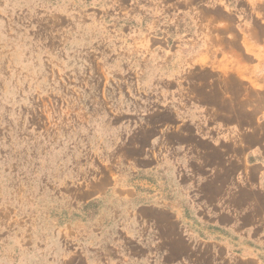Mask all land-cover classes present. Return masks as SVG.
Instances as JSON below:
<instances>
[{
  "label": "rangeland",
  "instance_id": "1",
  "mask_svg": "<svg viewBox=\"0 0 264 264\" xmlns=\"http://www.w3.org/2000/svg\"><path fill=\"white\" fill-rule=\"evenodd\" d=\"M263 65L264 0H0V264L151 262L174 179L261 161Z\"/></svg>",
  "mask_w": 264,
  "mask_h": 264
},
{
  "label": "crops",
  "instance_id": "2",
  "mask_svg": "<svg viewBox=\"0 0 264 264\" xmlns=\"http://www.w3.org/2000/svg\"><path fill=\"white\" fill-rule=\"evenodd\" d=\"M262 142L246 147V149L251 147L249 156H259L261 161L241 164L224 161L218 168H214V175L227 172V178L223 182L210 176L205 180L195 179L192 184L174 179L177 195L186 198V193L189 192L190 199L198 204L194 212L198 219L197 223L189 225L186 221H182V214L172 210H167L166 214H149L160 220L158 227L160 242L151 249V253L156 251L158 256L156 258L153 256L152 261L149 262V259H142L148 248H139L135 250L138 254L137 258L122 257L115 264H248L250 260L246 257L216 259L215 251L219 245L214 238L219 232L215 226H221L220 222L223 223L224 244L229 251L248 252L251 250L249 239L254 240L256 248L264 251ZM221 175L224 177L223 174ZM252 218H254L253 224L249 221ZM126 219L127 222L133 223L134 217L128 214ZM164 219L173 225L169 227L164 224ZM258 264H264V259H258Z\"/></svg>",
  "mask_w": 264,
  "mask_h": 264
},
{
  "label": "bare ground",
  "instance_id": "3",
  "mask_svg": "<svg viewBox=\"0 0 264 264\" xmlns=\"http://www.w3.org/2000/svg\"><path fill=\"white\" fill-rule=\"evenodd\" d=\"M230 90H231V89H230ZM225 106H226V105H225ZM228 107H229V106H228ZM228 107H227V108H228ZM221 108H222V106H221ZM223 108H224V106H223ZM225 108H226V107H225ZM227 111H228V110H227ZM229 169H230V168H229Z\"/></svg>",
  "mask_w": 264,
  "mask_h": 264
}]
</instances>
